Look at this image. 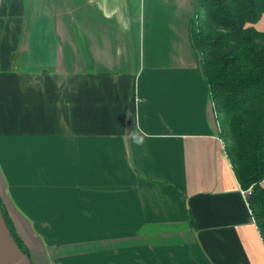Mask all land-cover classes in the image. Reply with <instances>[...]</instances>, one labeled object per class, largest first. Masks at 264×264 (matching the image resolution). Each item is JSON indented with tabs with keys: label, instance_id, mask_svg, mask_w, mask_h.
<instances>
[{
	"label": "crops",
	"instance_id": "0c3cea01",
	"mask_svg": "<svg viewBox=\"0 0 264 264\" xmlns=\"http://www.w3.org/2000/svg\"><path fill=\"white\" fill-rule=\"evenodd\" d=\"M195 4L0 0V199L33 264H264Z\"/></svg>",
	"mask_w": 264,
	"mask_h": 264
},
{
	"label": "trees",
	"instance_id": "16d2710c",
	"mask_svg": "<svg viewBox=\"0 0 264 264\" xmlns=\"http://www.w3.org/2000/svg\"><path fill=\"white\" fill-rule=\"evenodd\" d=\"M264 0H196L191 37L202 67L219 135L264 240ZM5 220L22 250L0 199Z\"/></svg>",
	"mask_w": 264,
	"mask_h": 264
},
{
	"label": "water",
	"instance_id": "95a60500",
	"mask_svg": "<svg viewBox=\"0 0 264 264\" xmlns=\"http://www.w3.org/2000/svg\"><path fill=\"white\" fill-rule=\"evenodd\" d=\"M199 54L200 68L202 67V56ZM0 264H33L30 256L25 253L15 237L13 236L3 215L0 203Z\"/></svg>",
	"mask_w": 264,
	"mask_h": 264
},
{
	"label": "rangeland",
	"instance_id": "374dc122",
	"mask_svg": "<svg viewBox=\"0 0 264 264\" xmlns=\"http://www.w3.org/2000/svg\"><path fill=\"white\" fill-rule=\"evenodd\" d=\"M256 27L260 30L264 29V17H262L257 23Z\"/></svg>",
	"mask_w": 264,
	"mask_h": 264
},
{
	"label": "built area",
	"instance_id": "2783aa9c",
	"mask_svg": "<svg viewBox=\"0 0 264 264\" xmlns=\"http://www.w3.org/2000/svg\"><path fill=\"white\" fill-rule=\"evenodd\" d=\"M250 192H251L250 188L242 189V194L245 197V199H247V201H248V196L250 195Z\"/></svg>",
	"mask_w": 264,
	"mask_h": 264
}]
</instances>
